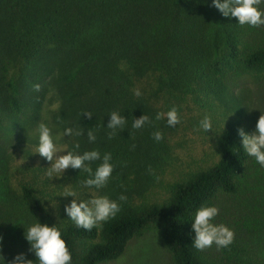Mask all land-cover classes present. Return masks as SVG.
I'll list each match as a JSON object with an SVG mask.
<instances>
[{
    "label": "trees",
    "instance_id": "trees-1",
    "mask_svg": "<svg viewBox=\"0 0 264 264\" xmlns=\"http://www.w3.org/2000/svg\"><path fill=\"white\" fill-rule=\"evenodd\" d=\"M211 5L212 0H0V264L20 253L34 261L25 232L37 220L61 227L71 264L115 261L149 229L159 234L170 264H264V167L244 151L238 134L241 127L254 132L264 113V25L240 26ZM50 89L61 97L53 120L74 130L66 152L97 150L101 158L111 153L120 189L131 172L129 186L148 181L138 195L113 196L120 212L91 231L68 218L65 205L74 198L64 196L70 190L87 201L81 182L88 173L69 168L49 179L45 158L17 163L20 152L33 156L38 149L39 143L20 137L38 122ZM174 106L178 125L169 126L166 116L156 119ZM113 111L127 122L109 138ZM143 114L151 123L133 128ZM205 116L211 118L208 131L200 127ZM156 131L162 140L154 139ZM195 141L201 152H195ZM100 163L91 162L93 172ZM203 205L225 214L222 223L235 232L228 248L193 246L191 223Z\"/></svg>",
    "mask_w": 264,
    "mask_h": 264
},
{
    "label": "clouds",
    "instance_id": "clouds-1",
    "mask_svg": "<svg viewBox=\"0 0 264 264\" xmlns=\"http://www.w3.org/2000/svg\"><path fill=\"white\" fill-rule=\"evenodd\" d=\"M262 0H212V5L218 9L224 17L236 18L240 26L248 25L250 27H260L264 25V10L260 8ZM34 90L39 91L40 85H34ZM136 96H140L139 89L134 90ZM82 115L91 119L92 113L84 112ZM167 118V123L171 127H175L180 123L178 109L174 106L167 113H157L156 119ZM127 120L119 112L113 111L107 128L113 131L109 133V138L116 134L117 129L123 130ZM151 123L148 115L143 114L139 118H135L132 127L135 129L142 128L145 124ZM200 127L204 131L212 129L211 118L205 116L200 121ZM73 129L68 127L64 130L65 136H72ZM82 131L75 132V135H82ZM238 134L242 140L244 151L256 162L264 167V113H261L252 133L245 132L244 128L238 129ZM88 140L94 142L96 136L93 131H88ZM155 140L163 139L160 131L153 133ZM75 147L78 149L79 144ZM37 153L47 161L51 162V167L47 168L46 175L49 179L53 177H61L66 169H79L88 173L89 178L81 182L83 188L100 189L107 185L111 175L115 169V165L111 162V153H105L101 158V154L97 150L85 151L79 154L68 151L67 154L58 155V149L53 140L52 130L41 123L39 125V146ZM101 161L96 170L93 172L91 162ZM65 197L71 196L74 199L70 204L65 205V212L68 218L78 227L86 231L102 225V223L115 218L120 212V204L116 200L110 199L108 196H98L90 200L76 199L74 191H66ZM119 200H126L121 195ZM219 214L217 206L199 207L194 216L191 227L195 232L193 246L199 251H204L215 244L218 248H228L235 240V232L223 223H214L215 218ZM25 238L30 243L29 251L34 252L36 260L26 259L24 253L16 255L8 264H71L72 255L66 245V241L62 238V229L57 224L49 226L47 223L37 222L27 228ZM3 236L0 235V242ZM2 249V243H0ZM0 258H3L0 255Z\"/></svg>",
    "mask_w": 264,
    "mask_h": 264
},
{
    "label": "rangeland",
    "instance_id": "rangeland-1",
    "mask_svg": "<svg viewBox=\"0 0 264 264\" xmlns=\"http://www.w3.org/2000/svg\"><path fill=\"white\" fill-rule=\"evenodd\" d=\"M252 86V85H249ZM252 90V97L254 98L255 96L257 97L255 100L258 102H261V99H259V94L257 91H255L254 88H251ZM261 96V95H260ZM262 103V102H261ZM61 104V97L57 94L54 93L52 89L49 90L45 94L44 101L42 103V108L40 111V118L38 122L30 128V130L24 132L20 139L22 141H27V142H37L39 143V125L41 123L45 124L52 130L53 134V140L54 143L58 149V155H64L67 154L66 152V143L71 142L70 136H65L64 135V130L65 128H61L60 125L55 123L54 115L58 110L59 105ZM251 114L253 115L252 112V106L248 108V116ZM250 118V117H249ZM194 138V135L192 136ZM195 152H201V147L202 145L199 143V141H195ZM35 144H29L28 146H34ZM37 146V144L35 145ZM68 148V147H67ZM19 153V151L17 152ZM35 155L31 156H25L19 153L17 157V163H22V164H34L38 163L39 161L43 160V157L37 153L36 149L35 151H32ZM44 165H47V168L51 167V162L49 161H44L42 162ZM114 172V171H113ZM133 172L129 173L127 175V178L123 180V188H118V186L115 184V179L111 175V178L109 179L107 185L103 188L96 189V188H83L82 189V195L86 196L88 200L98 197V196H108L110 199L114 196H121V195H132L131 192L134 194L138 195L136 193V190L140 188L141 185H144L147 181L146 178H141L138 181V184H133V186H129L128 183L130 182V178L133 179L134 176H130ZM137 183V182H136ZM128 185V186H127ZM127 191L126 194H124ZM133 196V195H132ZM225 204L221 203L220 205ZM225 214H218L217 217L215 218L214 222L219 224L223 222V218L221 216H224ZM233 227H242L241 224H234ZM241 229H238V233H240L242 236H245L248 232L243 231ZM246 239V237H245ZM208 251L211 252H217L216 250L219 249L215 244H213L212 247L207 248ZM32 255L35 257V254L32 253ZM28 259V258H26ZM36 260V257L34 261ZM171 258H170V253L167 250V248L164 246L163 242L161 241V238L157 231L155 229H149L143 233L140 237L133 238L131 241L128 242L124 253L115 261L109 262L108 264H170ZM38 264V262H37Z\"/></svg>",
    "mask_w": 264,
    "mask_h": 264
}]
</instances>
